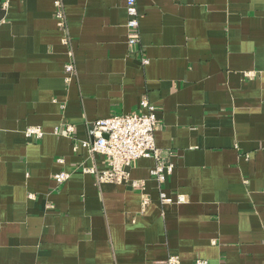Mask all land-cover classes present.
<instances>
[{"label":"crops","instance_id":"crops-1","mask_svg":"<svg viewBox=\"0 0 264 264\" xmlns=\"http://www.w3.org/2000/svg\"><path fill=\"white\" fill-rule=\"evenodd\" d=\"M60 1L62 26L57 0L0 10V264H264V0H137L136 45L127 0ZM144 97L170 203L154 157L129 167L140 190L99 183L83 167L106 158L74 149L92 122L146 112Z\"/></svg>","mask_w":264,"mask_h":264},{"label":"built area","instance_id":"built-area-1","mask_svg":"<svg viewBox=\"0 0 264 264\" xmlns=\"http://www.w3.org/2000/svg\"><path fill=\"white\" fill-rule=\"evenodd\" d=\"M9 2L10 0H2L0 10H6ZM57 6V19L59 25L62 26L64 12L60 0H57ZM127 13V40L130 45H136L141 39V14L137 7V0H127ZM142 61L147 64L149 59L144 57ZM65 72L66 80L71 81L75 75V65L72 60L65 64ZM140 106L146 112L116 114L92 122L90 132L92 137L88 140L80 142L76 140L74 137L75 127L71 124H65L64 130L68 136L75 139V150L81 145L87 148L92 156L101 154L106 158L107 167L103 170H99L96 166L83 167L84 172L94 173L99 183L127 184L134 189L144 190L145 182L133 179L129 167L140 158L154 157L157 163L152 168L151 174L159 183L161 202L170 203L174 201V198L167 195L163 189V183L167 176L173 172L174 164L168 160V154H163L162 150L156 146L155 132L159 125L156 107L146 97L141 99ZM61 129V127H57L55 132H61ZM25 135L27 138L39 140L44 136V131L40 126H29L25 130ZM59 162H63V159L60 158ZM71 174L69 171L62 170L54 175V179L57 183H62L68 180ZM176 200L182 202L185 201V198L179 195ZM149 203L150 197L144 196L143 206ZM166 264H182V261L179 255L171 254L167 258ZM194 264H209V261L205 258H197Z\"/></svg>","mask_w":264,"mask_h":264}]
</instances>
